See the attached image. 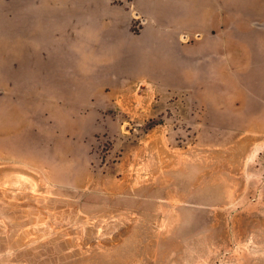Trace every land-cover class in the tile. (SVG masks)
Segmentation results:
<instances>
[{
  "label": "rangeland",
  "instance_id": "1",
  "mask_svg": "<svg viewBox=\"0 0 264 264\" xmlns=\"http://www.w3.org/2000/svg\"><path fill=\"white\" fill-rule=\"evenodd\" d=\"M7 41L0 264H264V122L237 86L218 102L144 77L50 99Z\"/></svg>",
  "mask_w": 264,
  "mask_h": 264
},
{
  "label": "crops",
  "instance_id": "2",
  "mask_svg": "<svg viewBox=\"0 0 264 264\" xmlns=\"http://www.w3.org/2000/svg\"><path fill=\"white\" fill-rule=\"evenodd\" d=\"M8 6H17L0 24L9 59L38 70L32 75L47 84L50 99L65 93L74 100L95 84L144 77L183 90L214 86L218 102L237 86L245 96L238 106L264 122V0H12Z\"/></svg>",
  "mask_w": 264,
  "mask_h": 264
}]
</instances>
